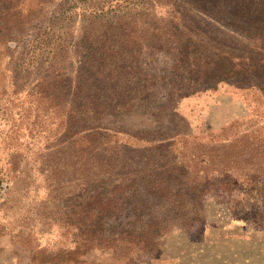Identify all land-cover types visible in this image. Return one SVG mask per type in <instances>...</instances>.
<instances>
[{
    "label": "rangeland",
    "instance_id": "374dc122",
    "mask_svg": "<svg viewBox=\"0 0 264 264\" xmlns=\"http://www.w3.org/2000/svg\"><path fill=\"white\" fill-rule=\"evenodd\" d=\"M195 2H13L17 90L68 94L0 93V264H264V90L202 77L250 41Z\"/></svg>",
    "mask_w": 264,
    "mask_h": 264
},
{
    "label": "trees",
    "instance_id": "16d2710c",
    "mask_svg": "<svg viewBox=\"0 0 264 264\" xmlns=\"http://www.w3.org/2000/svg\"><path fill=\"white\" fill-rule=\"evenodd\" d=\"M16 0H8L11 6L2 11L6 14L0 17V93L3 97L17 98L24 90L28 97L38 96L42 99H50L56 101L59 97V102L54 104V111L58 113L60 109L65 108L66 83H63V74L57 72L48 77L40 75L34 78L31 82H27V89H18L17 85L20 84V70L14 67V58L11 52L13 51L12 44L15 37V29L21 23L20 15L24 11V7H19V4L13 3ZM194 4L198 9L214 15L224 26L230 28L233 32L248 38L249 51L247 56H232L231 64H221L211 66L209 62L200 67L202 77H206L207 73H217L221 76V80H225L224 74L250 79V85L255 86L260 90H264L261 86L259 78L264 74V0H196ZM220 11V12H219ZM32 13V9L29 10ZM10 14V15H9ZM226 58V57H224ZM214 60V57H213ZM231 65V68L228 66ZM229 71H228V70ZM66 79V78H65ZM245 87L247 84H242ZM64 87V88H63ZM249 86H246L248 88ZM53 97V98H52ZM50 108L51 106L48 105ZM65 106V107H64ZM8 110V109H7ZM12 110V109H10ZM5 113V112H4ZM12 113V112H11ZM19 113V112H17ZM7 115L10 112L7 111ZM61 115V113H60ZM68 116H70L68 114ZM9 117V116H8ZM70 122V119H69ZM71 129L72 134L75 135L76 130L72 129V124L68 123L65 127ZM100 126H88L79 129V132L85 133L86 136L90 135V149L78 148L77 155L86 158L89 156H96L101 154L102 145L101 138L102 131ZM73 135V138H74ZM97 139V143L93 139ZM74 143L77 141L74 138Z\"/></svg>",
    "mask_w": 264,
    "mask_h": 264
}]
</instances>
